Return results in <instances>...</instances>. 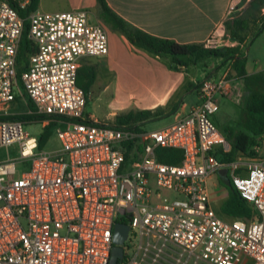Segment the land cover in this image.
Listing matches in <instances>:
<instances>
[{
  "label": "built area",
  "instance_id": "1",
  "mask_svg": "<svg viewBox=\"0 0 264 264\" xmlns=\"http://www.w3.org/2000/svg\"><path fill=\"white\" fill-rule=\"evenodd\" d=\"M238 1H229L226 16ZM28 2L0 0V146L18 147L16 156L0 159V264H108L116 221L128 228L115 264H242L245 257L264 264V159L213 155L229 147L211 119L216 95L235 92L229 67L203 77L199 101L162 126L89 119L75 81L77 58L106 53L104 27L82 8L29 10L25 34L34 49L17 71L18 9ZM200 43L243 46L222 25ZM19 103L26 108L16 110ZM35 120L42 128L64 124L54 128L58 147H38L41 132L23 129ZM157 146L178 147L181 157L163 162ZM221 167L256 218L224 219L211 207L207 177Z\"/></svg>",
  "mask_w": 264,
  "mask_h": 264
},
{
  "label": "crops",
  "instance_id": "2",
  "mask_svg": "<svg viewBox=\"0 0 264 264\" xmlns=\"http://www.w3.org/2000/svg\"><path fill=\"white\" fill-rule=\"evenodd\" d=\"M229 1L105 0V3L117 16L148 33L168 37L177 42H200L215 25H222L228 34L229 31H233L238 36H241L236 31V28L244 31L248 27L246 19L244 17L241 18L242 15L254 16L258 20H260L258 16L262 15L264 17V0H239L226 16L225 12ZM95 4L98 5L96 0H37L35 8L43 11L82 8L87 13L88 21L101 23L100 21H104V19L102 18L100 8L96 9L99 16L94 12V16L96 15L94 19H90L89 17V8L94 7ZM262 23L263 21L260 22V25ZM108 25L117 33H113L110 38L106 34V53L102 56L80 55L77 58L76 71L79 69L81 72L77 80L86 87L83 90L85 93L83 114L89 119L108 123L113 121V119L100 120L92 114L84 112V107L92 92L91 87L95 83L103 84L104 86L109 82L115 85H124L129 88L131 93L129 101L133 103V107L128 109L160 106L163 115H167L170 120L176 112L184 113L199 101V85L196 86V84L203 77L207 75L217 76L225 66L229 67L228 73L232 78L237 77L230 64L224 63L223 65H219L220 60L218 58L205 60L206 66L193 64L173 68L167 55L153 54L140 46L130 43L122 32L113 28L109 23ZM242 42L244 45V38H242ZM122 58H124L123 61H120ZM188 67H192L193 69L189 71ZM252 71L254 69H246V72ZM105 73L109 74V80L106 83H101L98 78ZM126 110L112 111L111 113L114 116L116 113ZM214 113L211 115L212 121ZM137 122L141 124L143 121ZM221 122L217 121V123ZM258 148L259 146L256 147L257 153L255 155L259 156ZM226 172L229 177L227 169ZM212 174H215L217 182L224 187L223 183L226 178L217 173V170L207 177L208 198L213 208L210 202L209 188V179ZM214 211L224 219L233 218L222 213L220 205L218 206L220 213L215 209ZM249 263V258L245 257L242 264Z\"/></svg>",
  "mask_w": 264,
  "mask_h": 264
},
{
  "label": "trees",
  "instance_id": "3",
  "mask_svg": "<svg viewBox=\"0 0 264 264\" xmlns=\"http://www.w3.org/2000/svg\"><path fill=\"white\" fill-rule=\"evenodd\" d=\"M37 0H29L28 4L18 9V13L23 17V28L19 40L18 51L16 54L17 71L24 67L25 58L28 52L33 51L32 42L26 37L27 19L25 14L35 8ZM102 18L113 28H116L124 34L126 39L137 46H140L157 55H167L170 65L173 68L185 67L187 65L206 66L205 60L218 58L219 65L230 64L234 73L241 78V89L239 101L235 104L237 113L233 120L214 123L222 133L224 139L228 142V149H222L220 146L213 151L214 157L223 162L233 159L237 153H243L253 156L257 153L256 147L259 146L264 138V68L246 72L245 54H242L240 46H224L218 48H204L200 42H177L168 37H161L148 33L123 20L113 13L105 0H96ZM262 17V15H260ZM259 16V18H260ZM233 38L242 41L243 36H238L233 31H229ZM80 70L76 71V84L85 90V85L80 84L77 77ZM92 75V74H91ZM201 81V80H200ZM200 81L196 84L199 85ZM163 115L162 108L155 106L152 108L127 109L114 115L111 123H134L145 121L150 118ZM18 118L28 115L18 114ZM36 118L42 114L34 115ZM53 121H49L37 137V145L45 142L49 134V126ZM156 156L159 160L168 163H174L181 157V149L178 147L157 146L155 148ZM227 188V196L220 204V211L230 217H244L247 219L256 218L257 213L252 205L240 194L228 177V183L224 180Z\"/></svg>",
  "mask_w": 264,
  "mask_h": 264
},
{
  "label": "rangeland",
  "instance_id": "4",
  "mask_svg": "<svg viewBox=\"0 0 264 264\" xmlns=\"http://www.w3.org/2000/svg\"><path fill=\"white\" fill-rule=\"evenodd\" d=\"M99 6L97 4L94 7L89 8V17L90 19H94V12L99 16L98 11ZM251 16V15H250ZM244 17L246 19L247 29L244 31L240 28H236V31L243 36L245 39L244 45L240 48L242 54H245V63L247 70H257L264 68V17L260 16V20L255 19L254 16L249 17V15H242L241 18ZM259 17V16H258ZM263 23L260 25V22ZM102 26L105 29L107 37L110 38L115 30L111 29L108 23L104 21H100ZM248 30V31H247ZM247 33L246 35H244ZM124 58L120 59L123 61ZM193 68L188 67V70L191 71ZM230 75V74H229ZM101 83H106L109 80V74H104L100 78H98ZM233 91L230 95H216L218 107L215 111L213 118L216 121H231L235 118L237 113L236 103L240 99V95L242 93L241 90V81L240 78L235 76L232 79ZM90 98L88 99L84 112L88 114H92L96 118L100 120H110L114 117L112 115V111H120L133 107V103L129 101L130 99V90L126 86L115 85L111 82L107 83V85L95 83L94 86L91 87ZM26 108L24 103H19L16 105V110H23ZM169 118L167 115L158 116L154 118L147 119L143 121L139 126L142 129H152L163 124L167 123ZM215 122V121H213ZM59 125L61 127L64 124L53 122L49 126V134L45 142L41 145V148L45 150H52L59 146V139L55 133V126ZM23 129L26 130L29 134L37 136L42 130V126L40 120H35L33 122H23ZM18 154V147L16 142H10L7 145L0 146V159L5 157H12ZM259 157L264 159V138L261 140V144L258 148ZM209 188H210V202L212 203L213 208L218 212V206L221 201L226 196V188L217 182V177L215 174H212L209 179ZM164 196L168 199L175 197V193L170 190H163ZM224 217V216H223Z\"/></svg>",
  "mask_w": 264,
  "mask_h": 264
},
{
  "label": "water",
  "instance_id": "5",
  "mask_svg": "<svg viewBox=\"0 0 264 264\" xmlns=\"http://www.w3.org/2000/svg\"><path fill=\"white\" fill-rule=\"evenodd\" d=\"M217 173L225 177L228 183V176L225 167H221L217 169ZM127 228L128 225L126 223H122L119 221H116L114 223L113 233H112V246L110 248L108 264H115L117 257L121 255V247L119 243H121V241L125 237Z\"/></svg>",
  "mask_w": 264,
  "mask_h": 264
}]
</instances>
